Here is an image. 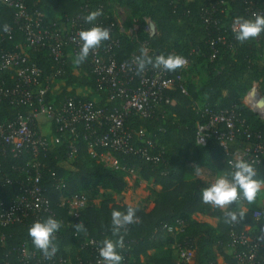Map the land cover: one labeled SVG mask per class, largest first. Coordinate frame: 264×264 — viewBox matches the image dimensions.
Returning a JSON list of instances; mask_svg holds the SVG:
<instances>
[{"label":"trees","instance_id":"1","mask_svg":"<svg viewBox=\"0 0 264 264\" xmlns=\"http://www.w3.org/2000/svg\"><path fill=\"white\" fill-rule=\"evenodd\" d=\"M119 6L132 9L137 24L139 42L147 41L154 51V56L161 54L178 55L189 62L184 72L187 94L180 90L167 91L165 100L151 119H142L131 116L126 124L131 130L147 132L155 144L150 151L158 155L163 150L161 161L158 164L148 163L139 156H125L113 153L118 161L119 169L107 165L100 156L105 153L100 149L93 157L88 152L87 144L77 143L78 153L70 160L71 138H64L62 144L53 147L48 156L42 158L44 170L43 185L46 197L51 202L52 211L59 222L61 229L56 233L54 241L58 251L65 254L64 249L70 246L74 251L78 244L73 236V229L67 227L69 217L67 211L59 204L63 197L85 193L90 204L80 215L79 220L84 223L86 237L102 241L105 238L113 240H134L136 243L131 251L130 264H176L178 256L174 245L191 248L192 258L189 264H219L222 258L227 264H235L233 253L227 249L230 244V233L248 234L250 230L261 232L264 230V190H260L257 198L247 204V212L237 222L225 223L224 215L227 211L241 209V202L234 203L225 209L204 204L200 200V191L213 182L221 171H230L229 162L234 159V146L231 156H228L219 142L212 138L205 146L196 143L198 125L207 123L203 115L206 108L218 112L221 110H235L239 118L246 123L252 133L250 140L241 137V144L259 143L255 135H261L264 141V122L246 108L244 99L254 83L260 86L264 95V32L245 42L235 38L234 20L237 17L250 19L246 12V5L242 0L228 1L226 5H216L220 0H117ZM29 14L36 12L44 15V24L51 27L69 29L74 19L81 18L86 29L94 26L110 29L115 22L111 18L110 3L108 0H24ZM219 11L211 13V6ZM222 10V11H221ZM98 11L99 16L91 24L85 22L90 12ZM208 11V15L205 13ZM50 14L54 16L51 17ZM16 11L0 5V51H19L21 47L29 57L31 63L38 66L47 77L55 72L56 66L50 52L46 48L30 49L26 46L25 38L15 20ZM205 17H212L220 21L219 25H207ZM145 19H150L157 28L154 37L144 31ZM116 25V24H115ZM5 26L11 27L12 39L5 35ZM113 30V29H112ZM120 39V47L115 49L118 61L127 60L133 53L140 50L139 43L131 36L120 34L114 26L112 36ZM219 36L232 41L233 47L218 45L215 57L210 47V40ZM103 41V47L108 44ZM179 68L169 71L170 75H177ZM6 77V86L12 84V76ZM56 82V83H55ZM54 82L55 97L49 94L48 102L59 104L70 97L77 101L91 99L77 94V88L85 87L94 91L100 97L97 106L114 111L120 108L119 100L110 101L106 92H98L96 76L88 61L74 63L73 57L68 58L64 74ZM58 82L60 83L59 88ZM169 100L170 104H165ZM27 107H14L5 102L0 107V123L13 120L18 116L25 117ZM137 145L143 146L142 142ZM31 159V154L21 158L9 157L2 161L0 168L10 173L16 166H24ZM66 163L68 166H62ZM253 166V165H252ZM256 179L264 181V163L253 166ZM200 168L196 175L195 169ZM130 171H134L144 181L150 182L151 210L146 207H132L123 203V193L127 189L125 178ZM56 174L63 179L66 188L55 191L53 183ZM159 186L160 191L155 187ZM105 193L101 202L93 204L99 193ZM91 193V194H90ZM245 201V200H244ZM128 207L136 209V219L133 223L121 229L118 236L111 232V212L113 210L126 211ZM262 213L260 220L254 218V213ZM203 214L216 218V227L194 219L196 214ZM178 221L186 224L183 233L170 235L164 226H175ZM30 226H12L6 235V247L0 246V264L9 248L18 247L26 241ZM257 260L264 264V238L258 247ZM244 249L238 247L237 252ZM121 255V264L125 262V254L117 249Z\"/></svg>","mask_w":264,"mask_h":264},{"label":"built area","instance_id":"2","mask_svg":"<svg viewBox=\"0 0 264 264\" xmlns=\"http://www.w3.org/2000/svg\"><path fill=\"white\" fill-rule=\"evenodd\" d=\"M229 1V0H228ZM234 1V0H230ZM246 5V12L251 18L256 14L264 15V0H242ZM174 2V0H172ZM227 0H220L216 5H226ZM1 6L11 7L16 11L15 20L22 31L26 46L30 49L46 48L52 56L56 70L45 77L43 71L31 63L29 57L21 47L19 51H0V107L8 102L18 108L27 107L28 113L25 117L18 116L13 120L0 123V158L2 161L9 158H21L29 152L31 159L24 166H16L10 173H5L0 168V246L6 247V235L12 226H31L35 221L42 220L49 216L55 217L52 211L51 202L46 197V189L43 185L44 170L46 165L42 158H46L53 147L62 144L64 138H71L69 158H74L78 153L77 143L82 141L87 144L91 156H97V151H105L100 156H107L113 167L119 169L118 161L113 153L125 156L136 155L148 163L158 164L161 161L163 150L158 155L150 153L155 149V144L150 135L143 131H134L127 127L126 121L131 116H138L142 119H151L157 109L165 100L164 94L167 91L180 90L187 94L184 72L188 70L189 62L179 68L177 75H170L169 71L146 65L143 71H137L135 60L139 57L141 49H146L149 56L155 58L154 51L147 41L139 42L137 31L139 26L133 25L129 31L123 27L111 25L108 30L110 37L108 44L103 47L91 49L85 61H88L92 73L97 78L98 92H106L110 101L119 100L120 108L114 111H107L98 107L97 102L89 100L77 101L67 97L59 104L47 101V96H54L53 84L64 74L68 58L79 54L81 41L78 33L86 30L83 19L72 20L70 28L65 30L61 27H51L44 24V15L36 12L29 14L24 0H0ZM216 5L211 6V13L219 11ZM222 11V10H221ZM208 15V11L205 13ZM207 25H219L220 21L212 17H205ZM150 19H145L144 31L153 37L150 26ZM94 25H92L93 27ZM114 26L120 34L133 37L140 45V50L133 53L127 60L118 61L115 49L120 47V39L112 36ZM113 29V30H112ZM235 29V26H234ZM5 35L12 39V29L7 27ZM218 45L232 48L233 43L224 36L210 40V47L217 54ZM11 74L12 84L6 86V75ZM56 83V82H55ZM257 83H254L246 95V103L251 110L259 116L257 109L251 103V93L264 102L257 90ZM253 98V97H251ZM164 103V102H163ZM167 100L165 104H170ZM203 115L207 123L198 125L196 143L205 146L208 141L215 138L228 156L232 155L234 146L239 147L237 158H243L253 166L264 163V141L261 135H255L259 143L241 144L242 136L247 140L252 138V133L246 123L239 118L237 112L221 110L214 112L206 108ZM38 116H44L51 124V134L44 135L38 129ZM264 120V119H263ZM142 142L139 146L134 142ZM104 162V161H103ZM2 165L0 164V167ZM130 174H135L130 171ZM55 178L53 189L62 191L66 188L63 179L52 174ZM88 195L85 193L74 194L70 197H63L59 204L61 209L67 211L69 217L67 227L73 229V236L78 244L64 249L65 254L58 251L52 255H45L36 249L31 241H26L18 247L9 248L4 254L1 264H102L98 253L100 241L88 238L85 227L77 231L75 225L84 223L79 220L81 212L89 206ZM93 204H97L96 200ZM262 213L256 211L254 218L260 220ZM62 224V220L60 221ZM186 224L178 221L175 226H164L170 235L183 233ZM258 237L251 238L248 234L230 233L231 242L227 249L233 253L235 264H262L257 260L258 247L264 238V230L258 233ZM134 240H124L118 248L125 254L124 264H130L131 251L135 245ZM177 252L176 264H189L192 258L191 248H184L181 245H174ZM238 247H243L237 252ZM224 264H227L224 262Z\"/></svg>","mask_w":264,"mask_h":264},{"label":"clouds","instance_id":"3","mask_svg":"<svg viewBox=\"0 0 264 264\" xmlns=\"http://www.w3.org/2000/svg\"><path fill=\"white\" fill-rule=\"evenodd\" d=\"M98 11L90 12L85 17V22L91 24L99 16ZM235 38L239 42H245L257 37L264 32V15L256 14L254 18L243 19L237 17L234 20ZM7 31V26H5ZM79 40L82 42L79 54L75 56L74 63L83 62L91 49L100 46L103 41L110 37L106 28L93 26L78 33ZM137 71H143L146 65L152 64L153 67L161 68L166 71H174L180 68L184 59L178 55L161 54L153 59L149 56L146 49H141L139 57L136 58ZM230 171H221L217 174L210 184L203 187L200 191V200L204 204L216 208L225 209L234 203H239L241 199L252 203L256 198L264 181L256 179V171L251 163L243 158H237L234 162H229ZM196 175L200 174V168L195 169ZM111 216V232L113 236H118L121 229L133 223L136 219V209L128 207L126 211L113 210ZM244 210L227 211L224 215L225 223L237 222L238 218L242 219ZM77 231L84 230L83 224L75 225ZM61 229V223L51 216L42 220L35 221L28 228V236L32 245L45 255H52L56 252L55 239L56 233ZM122 237L113 240L105 238L100 241L98 246L99 257L102 264H121L122 257L117 249L121 246Z\"/></svg>","mask_w":264,"mask_h":264},{"label":"rangeland","instance_id":"4","mask_svg":"<svg viewBox=\"0 0 264 264\" xmlns=\"http://www.w3.org/2000/svg\"><path fill=\"white\" fill-rule=\"evenodd\" d=\"M108 1L110 3V14H111L112 20L115 22V24L118 27H123L124 30L129 33V31L131 30V27H130L131 23H133V22L135 23L138 20L139 16H136V17L133 16L132 9H129L126 6L125 7L119 6L118 5L119 3L117 0H108ZM263 60H264V58H263ZM59 85H60V83L58 82V85H56V86H58L57 88H59ZM257 90H258L260 97L264 98V95L261 94L259 85L257 86ZM243 101L245 103L246 108L249 109L250 111H252L251 108L246 103V97ZM258 118L264 122V120L261 119L259 116H258ZM237 153H238V151L234 150V153H233L234 158L237 157ZM102 158H103V161L107 165L112 166L111 160L107 156L102 157ZM72 159H74V158H72ZM72 159H70V160H72ZM125 181L127 183V189L123 193V196H124L123 203H125L126 205L134 206V207H136V206L146 207L147 209L151 210V208H152L151 199L152 198L150 196L151 195L150 190H151L152 186H151L150 182L142 180L138 174L127 175L125 178ZM261 190H264V186H262ZM104 194L105 193L101 192L97 195V199H96L97 204L101 202L102 196ZM88 195H89V193H88ZM242 205L247 206V204H244V203H242ZM195 217H196V219H199V220L202 219L199 217V215H196ZM210 222L214 223V220H212ZM257 234H258V232H257ZM219 264H224V261L222 258L219 259Z\"/></svg>","mask_w":264,"mask_h":264},{"label":"crops","instance_id":"5","mask_svg":"<svg viewBox=\"0 0 264 264\" xmlns=\"http://www.w3.org/2000/svg\"><path fill=\"white\" fill-rule=\"evenodd\" d=\"M50 16L53 17L54 15L53 14H50ZM76 92H77V94L79 96H82L84 99L85 98L91 99V100H93L95 102H99L100 101L99 95H97L94 91H91V90H89V89H87L85 87L77 88V91ZM54 97H55V95H54ZM37 122H38V128H39V130L41 131L42 134H44V135H50L51 134V132H52V130H51V124L47 122V120L45 119L44 116H38ZM62 166L67 167L68 165L66 163H63ZM155 189L157 191H160L161 190V188L159 186L155 187ZM240 202H241V209H243L244 212H247V210H248L247 209V206L246 205H242V203L248 204V202L247 201L244 202L243 199H241ZM98 205H99V203H98ZM132 207H134V206H132ZM136 207H139V206H136ZM196 215H199V217L202 218L201 219L202 221L199 220V219H196V217H195ZM196 215L194 216V219H196L199 222L208 223V224H210V225H212L214 227H216L217 224H218V220L216 218H211V217H208V216L203 215V214H200V213H198ZM212 220H214V223H211L210 222ZM258 236L259 235L257 234V231L250 230V237L251 238H256Z\"/></svg>","mask_w":264,"mask_h":264},{"label":"bare ground","instance_id":"6","mask_svg":"<svg viewBox=\"0 0 264 264\" xmlns=\"http://www.w3.org/2000/svg\"><path fill=\"white\" fill-rule=\"evenodd\" d=\"M253 97V98H251ZM250 102L253 103L254 107L257 109V112L262 116L264 119V102L254 94L251 93Z\"/></svg>","mask_w":264,"mask_h":264},{"label":"water","instance_id":"7","mask_svg":"<svg viewBox=\"0 0 264 264\" xmlns=\"http://www.w3.org/2000/svg\"><path fill=\"white\" fill-rule=\"evenodd\" d=\"M150 26H151V29H152V32H153V37H154L156 35V33H157L156 25L153 22H150Z\"/></svg>","mask_w":264,"mask_h":264}]
</instances>
